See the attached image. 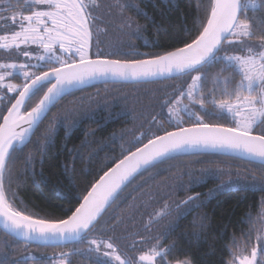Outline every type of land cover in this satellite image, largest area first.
<instances>
[{
    "label": "snow or ice",
    "instance_id": "snow-or-ice-1",
    "mask_svg": "<svg viewBox=\"0 0 264 264\" xmlns=\"http://www.w3.org/2000/svg\"><path fill=\"white\" fill-rule=\"evenodd\" d=\"M102 7L109 17L115 14L121 18V31L127 29L130 36L142 38L141 26L126 15V10L137 9L133 3L115 0L105 6L102 0H0V21L4 22L0 31H11V35H0V49H18L21 43H32L45 50V55L36 57L45 61L43 66L0 62V92L6 89L18 96L8 97L15 100L11 107L0 105V228L27 241L87 242L89 252L103 257L96 264H192L177 243L165 245L159 236L138 234L140 240L128 246V251L135 253L132 256L111 237H89L97 231L105 209L138 175L174 154L240 152L264 166V0H201L203 19L198 20L190 42L182 41V47L149 54L128 43L108 56L100 48L101 33L108 34V27H100L103 20L98 13ZM9 22L19 30L8 29ZM21 55L31 57L32 53L25 50ZM41 67L47 70L39 74L30 71ZM183 77L187 79L182 86L160 103L161 110L167 111L171 130L158 122V132L134 137L127 154L85 195L77 197L78 207L69 200L70 207L64 210L66 218L34 219L17 207V194L11 189L17 146L30 142L29 137L48 119L51 107L69 89L97 79L152 82ZM7 78H22L23 83H5ZM208 104L213 111L208 110ZM196 107L209 117H230L234 126L207 123ZM185 116L188 126H184ZM25 124L27 127H23ZM52 131L50 128L49 139ZM259 182L264 184V178ZM198 195L188 196L182 203L192 201L198 206ZM170 212L171 206L164 201L149 217L145 231L150 232V226ZM260 223L256 243L241 246L233 236L232 244L226 245L230 258L222 259L221 264H264V220ZM245 235L252 239L250 233ZM70 255L61 253L59 264H70ZM29 259L36 258L22 257L12 264H26ZM0 264L8 262L0 259Z\"/></svg>",
    "mask_w": 264,
    "mask_h": 264
},
{
    "label": "trees",
    "instance_id": "trees-1",
    "mask_svg": "<svg viewBox=\"0 0 264 264\" xmlns=\"http://www.w3.org/2000/svg\"><path fill=\"white\" fill-rule=\"evenodd\" d=\"M114 2L102 0L105 6ZM120 2L137 5V9L126 10V15L141 26L142 38L130 36L127 29L121 31V18L115 14L109 17L102 7L98 13L103 20L100 27H108V34L100 35L105 56L117 47L126 48L128 43L149 54L182 47V41L190 42L198 20L203 19L201 0ZM95 51L93 45L92 52ZM14 54V50L0 51V60H19ZM184 79L187 78L97 84L61 98L30 142L16 151L11 189L17 194V207L34 219L66 218L64 210L70 207L69 200L77 207V197L85 195L103 173L127 154L134 137L158 132V122L171 130L167 111L161 110L160 103L171 97ZM6 82L20 85L23 80L9 78ZM16 96L17 93L4 89L0 92V97H4L0 105L10 107L14 99L8 97ZM199 112L207 123L233 126L229 117H209ZM184 121V126H188V117ZM262 178L264 166L242 158L216 153L174 155L138 175L104 212L97 231L89 239L111 237L132 256L135 253L128 251V246L140 240L138 234L159 236L165 245L177 243L192 264H221L222 259L229 258L226 245L232 244L233 236L242 246L247 239L244 233L252 236L261 226ZM204 191L206 194L202 195ZM194 193L199 194V205L188 201L189 205L183 206L182 201ZM164 201L171 206L170 214L146 232L149 217ZM180 205L192 210L178 218ZM88 248L87 242L78 241L60 246L27 244L0 230V259H6L8 264L22 257L36 258L26 264H55L61 253L71 254L67 258L70 264H96L98 258H103Z\"/></svg>",
    "mask_w": 264,
    "mask_h": 264
},
{
    "label": "flooded vegetation",
    "instance_id": "flooded-vegetation-1",
    "mask_svg": "<svg viewBox=\"0 0 264 264\" xmlns=\"http://www.w3.org/2000/svg\"><path fill=\"white\" fill-rule=\"evenodd\" d=\"M4 25V22L3 21H0V27H2ZM8 29H15V30H19V28L15 25V23H13V22H9V24H8ZM4 34H7V35H11V31L10 30H8V31H0V35H4ZM42 47L39 45V44H32V43H28V44H24V43H21L20 44V46H19V48L17 49V48H15V47H13L12 49H9V50H4V49H0V51H5V52H9V51H12V50H14L15 51V54L13 55V57H17L19 60H10V61H4V60H0V62H3V63H16V64H30V65H34V64H39V65H41V66H43L44 64H45V61H38L37 59H36V54L37 53H40V52H42V54L43 55H45V51H42ZM25 50H27V51H29L30 53H32V55H31V57H25V56H23V55H21V52H23V51H25ZM94 53V52H93ZM57 54L58 55H62V53H58L57 52ZM94 57V56H93ZM64 58L65 59H67L68 57L67 56H64ZM47 70V68H45V67H41V68H31L30 69V71L31 72H36L37 74H39L40 72H42V71H46ZM8 79V78H7ZM185 103L187 102V101H184ZM188 103V102H187ZM208 110L209 111H213L214 109H213V107H212V105L211 104H208ZM198 108V107H197ZM196 111L197 110H199V108L198 109H195ZM200 111V110H199ZM201 193V192H200ZM194 194H198V193H194ZM194 194H192V195H194ZM203 194H206V191H204L203 193H202V195ZM192 195H189V196H192ZM194 196H196V195H194ZM187 199V197L184 199V200H186ZM183 200V201H184ZM190 203V202H189ZM189 203L188 204H186V205H189ZM181 207L179 208V210L177 211V216H178V218H180V217H183V216H186L191 210H192V208H190V207H188V206H186V207H184L183 208V206H185V204L182 206V205H180ZM262 215H263V220H264V209H263V211H262ZM247 232H245L244 233V235L246 234ZM256 235H257V232L256 233H254L251 237H252V239L251 240H249V236H247V235H245V236H247L246 238V241L243 243V245L244 244H248V243H256V240H255V237H256ZM242 245V246H243ZM236 250V249H235ZM230 258V257H229ZM228 258V259H229Z\"/></svg>",
    "mask_w": 264,
    "mask_h": 264
},
{
    "label": "water",
    "instance_id": "water-1",
    "mask_svg": "<svg viewBox=\"0 0 264 264\" xmlns=\"http://www.w3.org/2000/svg\"><path fill=\"white\" fill-rule=\"evenodd\" d=\"M95 58V57H93ZM165 79H170V78H158L156 79L155 81H160V80H165ZM153 82V81H152ZM104 83H143V81H134V80H128V81H124V80H119V79H108V80H104V79H97V80H92L90 82H88L87 84L83 85V86H80V87H76V88H72V89H69L61 98H63L64 96H66L67 94L69 93H72V92H75V91H78V90H81V89H84V88H87V87H90V86H93V85H97V84H104ZM18 98V96H16ZM60 98V99H61ZM59 99V100H60ZM15 103V100L12 102V104ZM11 107V105H10ZM52 108V107H51ZM21 111H23V109H21ZM6 115V113H5ZM225 126V125H223ZM23 127H27V125H23ZM225 127H229V126H225ZM18 131L20 129H17ZM35 133V132H34ZM33 135H31L29 137V139L31 140ZM146 143V142H145ZM27 144V143H26ZM25 144V145H26ZM25 145H22V146H17V149H20L22 148L23 146ZM135 151V150H133ZM190 153H216V154H222V155H228V156H233V157H238V158H242V159H245V160H249V161H252V162H256V163H259L261 164V162L259 160H254L252 158H250L249 156H247L246 154L244 153H240V152H222V151H213V150H199V151H189V152H185V153H179V154H190ZM174 155H177V154H174ZM122 159V158H121ZM119 161H117L116 163H118ZM115 164L113 166H111L110 168L114 167ZM110 168L108 170H110ZM107 170V171H108ZM104 175V173L102 174V176ZM99 180V179H98ZM97 180V181H98ZM96 181V182H97ZM95 182V183H96ZM90 190V189H89ZM79 206V205H78ZM77 206V207H78ZM108 208L105 209V211L107 210ZM104 211V212H105ZM104 213H102L103 215ZM101 215V216H102ZM1 231L5 232V230L3 228H0ZM6 233V232H5ZM11 236V235H10ZM13 237V236H12ZM15 239L19 240V241H22V242H25L27 244H35V245H40V246H60V245H66V244H71V243H75L77 241H60V242H43V241H27L25 240L24 238L22 237H14Z\"/></svg>",
    "mask_w": 264,
    "mask_h": 264
},
{
    "label": "rangeland",
    "instance_id": "rangeland-1",
    "mask_svg": "<svg viewBox=\"0 0 264 264\" xmlns=\"http://www.w3.org/2000/svg\"><path fill=\"white\" fill-rule=\"evenodd\" d=\"M75 49H73V51H74ZM42 51H45L44 49H42ZM58 53H60L59 51H58ZM40 55H43L42 54V52H40V53H37L36 54V57L37 56H40ZM63 55V54H62ZM9 79V78H8ZM5 83H8V82H6V80H5ZM230 118V117H229ZM231 119V118H230ZM231 124L233 125V121H232V119H231ZM234 126V125H233ZM55 264H59V260H56L55 262H54Z\"/></svg>",
    "mask_w": 264,
    "mask_h": 264
}]
</instances>
